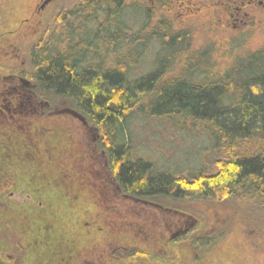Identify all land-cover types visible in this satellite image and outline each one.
<instances>
[{
  "label": "rangeland",
  "instance_id": "374dc122",
  "mask_svg": "<svg viewBox=\"0 0 264 264\" xmlns=\"http://www.w3.org/2000/svg\"><path fill=\"white\" fill-rule=\"evenodd\" d=\"M76 1L52 0L38 10L41 0H0V264H264L263 210L122 194L94 127L68 103L51 108L35 98L33 84L16 74L2 76L27 67L29 49L47 27L67 44L74 18L58 26L56 16ZM218 1H181L170 21L183 45L167 44L159 54L158 43L135 40L147 18L166 21L158 0H133L125 33L109 37V51L124 38L132 79L150 73L161 56L170 63L163 79L196 85L235 72L251 77L254 64L264 63V55L255 56L264 49V6L249 7L246 25L232 28L221 21ZM104 54L100 49L98 57ZM127 121L134 154L157 171L188 180L215 172L209 135L190 121L141 113ZM196 237L205 245L196 248Z\"/></svg>",
  "mask_w": 264,
  "mask_h": 264
},
{
  "label": "trees",
  "instance_id": "16d2710c",
  "mask_svg": "<svg viewBox=\"0 0 264 264\" xmlns=\"http://www.w3.org/2000/svg\"><path fill=\"white\" fill-rule=\"evenodd\" d=\"M132 1L77 0L56 16L58 26L74 18L67 44L60 36L52 38L47 27L29 49L27 67L8 72L32 83L38 100L51 108L68 103L98 131V146L122 194L143 200L227 201L264 211V63L254 64L257 72L251 77L235 72L234 77L226 74L220 81L192 85L182 78L163 79L170 63L161 56L150 73L132 79L134 60H129L124 38L111 53L108 48L114 45L109 37L124 32V14L134 7ZM181 1L186 0H158L166 21L153 25L147 18L139 30L144 34L135 35L141 41L135 42L154 41L159 54L167 44L182 46L170 21ZM100 49L109 54L105 59V54L98 57ZM263 55L264 49L255 54ZM134 111L154 120H188L206 131L215 172L200 171L188 180L137 158L127 121ZM206 241L196 237L192 244L199 248Z\"/></svg>",
  "mask_w": 264,
  "mask_h": 264
},
{
  "label": "flooded vegetation",
  "instance_id": "af4514ba",
  "mask_svg": "<svg viewBox=\"0 0 264 264\" xmlns=\"http://www.w3.org/2000/svg\"><path fill=\"white\" fill-rule=\"evenodd\" d=\"M258 6H264V0H219L218 1V7L222 9V13L219 14V16L221 17V21L226 22V24H228L229 21H231L232 28H235L237 26H240V27L245 26L246 25L245 21L247 20L248 15H249V13L247 12V9L249 7H258ZM18 68H15V69H18ZM12 74H15V73H12ZM9 75L11 74L7 70L4 72L2 76L5 77ZM19 78L25 81V79H23L22 77H19ZM18 94H20L19 96H21V92H19ZM34 95H35V92H34ZM35 98H36V95H35Z\"/></svg>",
  "mask_w": 264,
  "mask_h": 264
},
{
  "label": "water",
  "instance_id": "95a60500",
  "mask_svg": "<svg viewBox=\"0 0 264 264\" xmlns=\"http://www.w3.org/2000/svg\"><path fill=\"white\" fill-rule=\"evenodd\" d=\"M52 0H41V5L38 7V10H42L47 4H49Z\"/></svg>",
  "mask_w": 264,
  "mask_h": 264
}]
</instances>
